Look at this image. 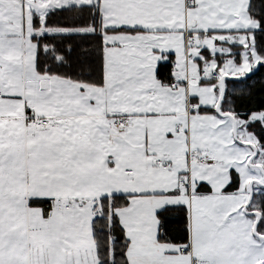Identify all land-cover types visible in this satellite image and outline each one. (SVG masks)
Wrapping results in <instances>:
<instances>
[{"label":"snow or ice","instance_id":"1","mask_svg":"<svg viewBox=\"0 0 264 264\" xmlns=\"http://www.w3.org/2000/svg\"><path fill=\"white\" fill-rule=\"evenodd\" d=\"M258 91L264 0H0V264H264Z\"/></svg>","mask_w":264,"mask_h":264},{"label":"trees","instance_id":"2","mask_svg":"<svg viewBox=\"0 0 264 264\" xmlns=\"http://www.w3.org/2000/svg\"><path fill=\"white\" fill-rule=\"evenodd\" d=\"M257 78H258V77H257ZM256 87H257V88H260V87H262V85H261V84H257ZM256 97H257V102H259V99H260V98H264V91H258V92L256 93Z\"/></svg>","mask_w":264,"mask_h":264}]
</instances>
